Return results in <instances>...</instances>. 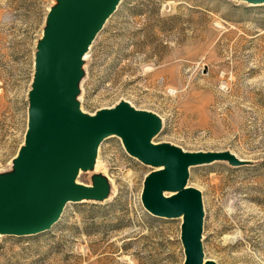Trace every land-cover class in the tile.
I'll return each instance as SVG.
<instances>
[{
	"label": "rangeland",
	"instance_id": "obj_1",
	"mask_svg": "<svg viewBox=\"0 0 264 264\" xmlns=\"http://www.w3.org/2000/svg\"><path fill=\"white\" fill-rule=\"evenodd\" d=\"M56 2L0 0V172L24 140L36 44ZM82 68L83 109L125 98L162 116L155 140L247 159L193 164L188 181L202 191L205 255L264 264V1L120 0ZM152 167L106 136L78 179L106 174L107 196L67 201L43 231L0 233V264H182V218L141 199Z\"/></svg>",
	"mask_w": 264,
	"mask_h": 264
},
{
	"label": "water",
	"instance_id": "obj_2",
	"mask_svg": "<svg viewBox=\"0 0 264 264\" xmlns=\"http://www.w3.org/2000/svg\"><path fill=\"white\" fill-rule=\"evenodd\" d=\"M119 1L57 0L47 10L28 89L24 140L13 167L0 172V233L43 231L58 220L67 201L107 196L106 174L95 173L92 182L78 179V174L94 166L103 138L117 134L131 154L153 165L143 179L144 206L155 215L182 218V264H219L205 255L203 196L188 181L190 166L220 158L234 164L247 159L229 148L186 149L155 140L162 116L125 98L94 111L81 106L85 53Z\"/></svg>",
	"mask_w": 264,
	"mask_h": 264
},
{
	"label": "bare ground",
	"instance_id": "obj_3",
	"mask_svg": "<svg viewBox=\"0 0 264 264\" xmlns=\"http://www.w3.org/2000/svg\"><path fill=\"white\" fill-rule=\"evenodd\" d=\"M87 52V51H86ZM86 54V53H85Z\"/></svg>",
	"mask_w": 264,
	"mask_h": 264
}]
</instances>
